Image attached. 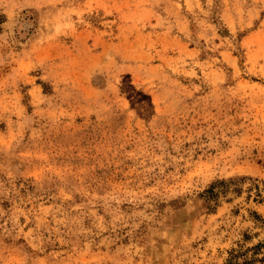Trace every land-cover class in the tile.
Instances as JSON below:
<instances>
[{
    "label": "rangeland",
    "instance_id": "obj_1",
    "mask_svg": "<svg viewBox=\"0 0 264 264\" xmlns=\"http://www.w3.org/2000/svg\"><path fill=\"white\" fill-rule=\"evenodd\" d=\"M263 239L264 0H0V264H226Z\"/></svg>",
    "mask_w": 264,
    "mask_h": 264
},
{
    "label": "trees",
    "instance_id": "obj_2",
    "mask_svg": "<svg viewBox=\"0 0 264 264\" xmlns=\"http://www.w3.org/2000/svg\"><path fill=\"white\" fill-rule=\"evenodd\" d=\"M243 178L244 177L223 179L209 186L201 194V197L206 207L210 209L209 204L211 200L216 198L219 194L224 195L229 191L239 193L240 188L238 187V184L239 181L242 180ZM254 186L258 189V185H254ZM257 195L259 194L257 193ZM247 239H248V235L244 234V240ZM262 247H264V243L257 242L249 247H245V248L239 247L238 249H232L230 250V255L226 264H250L251 262L254 261H259L264 263V250L261 251ZM248 251L252 252L250 256H247ZM258 254H261V256L257 257Z\"/></svg>",
    "mask_w": 264,
    "mask_h": 264
}]
</instances>
